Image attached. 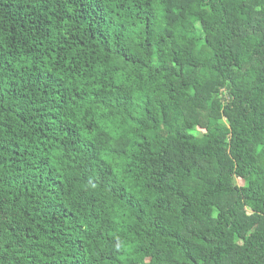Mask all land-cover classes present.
Listing matches in <instances>:
<instances>
[{
	"label": "trees",
	"instance_id": "trees-1",
	"mask_svg": "<svg viewBox=\"0 0 264 264\" xmlns=\"http://www.w3.org/2000/svg\"><path fill=\"white\" fill-rule=\"evenodd\" d=\"M259 4L0 0V264H264Z\"/></svg>",
	"mask_w": 264,
	"mask_h": 264
},
{
	"label": "clouds",
	"instance_id": "clouds-1",
	"mask_svg": "<svg viewBox=\"0 0 264 264\" xmlns=\"http://www.w3.org/2000/svg\"><path fill=\"white\" fill-rule=\"evenodd\" d=\"M256 11H260V12H264V0H260V4L258 6L255 7ZM189 91H191V89H189ZM85 135L87 136L88 133L86 132ZM103 159H97L95 160V164L93 165L94 168H96L97 170H102L104 167V163ZM218 216V211L217 210H213V218H216ZM239 242V241H237Z\"/></svg>",
	"mask_w": 264,
	"mask_h": 264
},
{
	"label": "rangeland",
	"instance_id": "rangeland-1",
	"mask_svg": "<svg viewBox=\"0 0 264 264\" xmlns=\"http://www.w3.org/2000/svg\"><path fill=\"white\" fill-rule=\"evenodd\" d=\"M197 133H200V131L198 130ZM236 180H237V182H238L239 184H241V183L244 182L241 178H237Z\"/></svg>",
	"mask_w": 264,
	"mask_h": 264
}]
</instances>
